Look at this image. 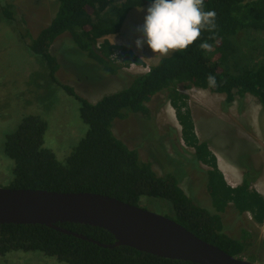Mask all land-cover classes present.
<instances>
[{"label":"trees","instance_id":"1","mask_svg":"<svg viewBox=\"0 0 264 264\" xmlns=\"http://www.w3.org/2000/svg\"><path fill=\"white\" fill-rule=\"evenodd\" d=\"M57 1L55 18L37 37L28 30H20L24 47L41 69L37 73L41 110L24 118L18 131L7 137L5 151L16 165L11 189L92 193L138 207L147 198L164 200L174 209V218L170 219L202 240L241 258L250 246L246 241L252 239V234L244 231V239L240 240L229 236L224 215L233 207L239 219L249 213L254 222L264 225V198L252 189V170L246 173L241 186L228 185L218 158L197 136L190 98L180 88L224 95L228 106L237 97L244 99L251 95L264 108V0H203L204 10L217 14L215 29L202 30L197 41L186 50L162 58L149 73L133 75L129 87L97 103L89 102L73 87L59 81L60 66L51 52L54 44L69 34L67 42L71 40L111 76L132 64L144 66L131 49L114 45L107 38L120 34L129 14L150 6L152 0ZM15 14L13 4L0 6V23L16 26ZM27 38L30 43L25 42ZM201 42L210 44L211 50L200 48ZM116 54L120 65L112 59ZM209 75L216 78L214 88L208 85ZM60 89L79 101L81 117L88 126L86 136L65 163L45 147L49 130L45 113L58 104L56 94ZM164 92L176 112L186 145L195 150L196 162L210 168L206 171L205 185L217 214L196 205L181 187L179 178L159 176L150 163L142 161L137 150L129 148L114 133L115 122L131 114H141L149 120L148 105ZM58 226L102 244L116 241L110 232L100 228L71 223ZM261 247L264 252V240ZM20 251L40 252L65 264H194L126 246L103 248L43 225H0V256Z\"/></svg>","mask_w":264,"mask_h":264},{"label":"rangeland","instance_id":"2","mask_svg":"<svg viewBox=\"0 0 264 264\" xmlns=\"http://www.w3.org/2000/svg\"><path fill=\"white\" fill-rule=\"evenodd\" d=\"M7 4L15 6L16 26L0 23V189H11L15 179V162L5 151L7 137L18 131L24 118L41 110L37 78L41 69L24 47L21 31L28 30L33 37H37L52 23L59 9L57 0H0V6ZM141 9L137 8L129 14L125 35L119 37L129 41H136L140 37L137 29L143 24L146 14L145 10L140 15ZM70 37L66 34L59 38L51 50L60 66L58 79L91 103L126 89L133 75L143 74L146 67L152 68L158 59L175 52L156 54L154 60L144 62V66H138L135 70L123 68L116 76L108 75L106 81L107 74L102 68L71 40L67 42ZM110 37L118 41L121 39L114 35ZM25 42L30 43V39L27 38ZM64 42L67 43L64 45ZM113 60L119 64L117 59ZM180 90L190 98L189 106L200 141L209 144L206 138H211L210 143L219 147L220 150L216 152L221 156L252 170L253 156L261 152H254L253 148H257L259 143L264 144V137L260 140L261 131L255 129L254 115L264 114L258 100L247 95L244 99L237 97L235 103L228 106L224 95L195 88L184 90L181 87ZM56 98L58 104L50 111L48 107L49 113H45L49 123L45 147L53 151L61 163H65L86 136L88 126L81 117L79 101L62 89L58 90ZM148 108L151 111L149 120L141 114H131L125 120L116 121L115 135L129 148L137 150L142 161L150 163L159 176L174 175L179 178L181 187L196 205L217 214L205 185L206 171L210 168L197 163L195 150L186 145L168 93L156 96ZM250 118L252 121L255 119L252 126ZM140 207L169 218L175 215L172 204L160 199H144ZM224 219L225 231L229 236L240 240L244 239V231L252 234V239L246 241L250 246L241 258L255 264L264 263L261 247L264 228L255 227L252 216L248 214L239 219L233 207L227 209ZM0 264L65 263L40 252L20 251L0 256Z\"/></svg>","mask_w":264,"mask_h":264},{"label":"water","instance_id":"3","mask_svg":"<svg viewBox=\"0 0 264 264\" xmlns=\"http://www.w3.org/2000/svg\"><path fill=\"white\" fill-rule=\"evenodd\" d=\"M65 223L106 230L116 241L102 244L58 226ZM11 224L43 225L103 248L126 246L194 264H255L202 240L168 217L99 194L0 189V225Z\"/></svg>","mask_w":264,"mask_h":264},{"label":"clouds","instance_id":"4","mask_svg":"<svg viewBox=\"0 0 264 264\" xmlns=\"http://www.w3.org/2000/svg\"><path fill=\"white\" fill-rule=\"evenodd\" d=\"M216 15L214 10H204L203 0H152L143 24L137 29L141 35L135 41L136 46L147 45L155 54L186 50L197 41L202 30L216 28ZM199 47L211 50L206 42ZM207 82L214 88L215 76L209 75Z\"/></svg>","mask_w":264,"mask_h":264},{"label":"crops","instance_id":"5","mask_svg":"<svg viewBox=\"0 0 264 264\" xmlns=\"http://www.w3.org/2000/svg\"><path fill=\"white\" fill-rule=\"evenodd\" d=\"M145 10H147V9L145 7H143L141 10H139V11H141V12H139V14L141 15V13H143ZM127 20H128V18H127ZM126 26H127V23L125 22L121 33L118 35H114V36L115 37H119L121 35L124 36L125 31H126ZM119 38H121L119 41L115 40L112 37H108L107 39L114 45L124 46V47L131 49L134 52V54L138 58H140L143 62L152 61V60H154V57L156 54H160V53H156V54L153 53L152 50L150 48H148L147 45H145L143 48H137L135 40L129 41V40L124 39V37L123 38L119 37ZM139 52H140V54H139ZM161 59H162V57L160 59H158L155 64H153V67L158 65L159 62L161 61ZM108 75L109 74L106 75V81L109 79ZM201 91H205V90H201ZM254 116L256 119L255 129H256V131H261L262 136H261L260 140H262L264 137V114H262V115H256L255 114ZM193 117H194V115H193ZM255 119L252 121V118H250L251 126L254 124ZM196 130H197V128H196ZM210 139L211 138H209V139L206 138L207 142H209L208 145L210 146L211 151L218 158L219 169L224 174L228 185H230L232 188H237V187L241 186L244 182L245 177H246V173L251 171V170L250 169L248 170L247 166H245L243 168L242 166L237 164L235 161L228 159L227 157L224 158L223 156H221L218 152H216V150H220L219 147H217V146L215 147L212 143H210L211 142ZM258 150L261 151L260 155L255 153V156H253V158H254L253 162L251 164L253 180H254L253 184H252V189L257 191L264 198V144L259 143L257 148H253L254 152H256ZM247 214L251 216V214H249V213H246L243 216H245ZM254 225H255V227H258V228L260 226H262L264 228V225H260L256 222H254Z\"/></svg>","mask_w":264,"mask_h":264},{"label":"built area","instance_id":"6","mask_svg":"<svg viewBox=\"0 0 264 264\" xmlns=\"http://www.w3.org/2000/svg\"><path fill=\"white\" fill-rule=\"evenodd\" d=\"M118 56H119V54H116V55L113 56L112 59H117V60H118ZM118 62H119V64L121 63V61H119V60H118ZM125 68H126V67H125ZM127 68H131L132 70H135V69H137V68H139V67H138V65H136V64H132V65H130V66L127 67ZM144 70H145V72H143V74H146V73H149V72L151 71V68L146 67ZM139 75H141V74H139Z\"/></svg>","mask_w":264,"mask_h":264},{"label":"flooded vegetation","instance_id":"7","mask_svg":"<svg viewBox=\"0 0 264 264\" xmlns=\"http://www.w3.org/2000/svg\"><path fill=\"white\" fill-rule=\"evenodd\" d=\"M35 73V72H34ZM34 75V74H33Z\"/></svg>","mask_w":264,"mask_h":264}]
</instances>
